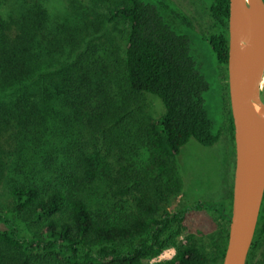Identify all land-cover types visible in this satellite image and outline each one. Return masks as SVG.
<instances>
[{"label":"trees","instance_id":"trees-1","mask_svg":"<svg viewBox=\"0 0 264 264\" xmlns=\"http://www.w3.org/2000/svg\"><path fill=\"white\" fill-rule=\"evenodd\" d=\"M200 1L229 100V0ZM49 2L0 0V264H222L232 192L228 204L160 207L180 194L181 147L218 138L181 33L190 19L163 0H119L104 14L103 0L63 12ZM146 96L161 102L158 117ZM200 210L223 221L217 259L191 234L178 240ZM259 250L264 264V194L246 264Z\"/></svg>","mask_w":264,"mask_h":264},{"label":"rangeland","instance_id":"rangeland-1","mask_svg":"<svg viewBox=\"0 0 264 264\" xmlns=\"http://www.w3.org/2000/svg\"><path fill=\"white\" fill-rule=\"evenodd\" d=\"M77 1L79 0H50L49 7L52 11L63 12L68 10L70 2L74 4ZM103 1L105 3L96 9L102 14L107 11L105 5L115 4L119 0ZM142 1L154 3L158 0ZM163 1H170L191 21V28L182 25L181 33L187 36L190 56L208 85V90L202 96L203 105L212 125V133L218 135V138L213 145L208 147L200 145L193 139L181 147L175 158L180 194L161 203L160 207L168 212H177L183 206L198 202L223 201L228 204L233 186L235 151L229 134L230 107L225 88V67L217 62L208 42L210 36L215 33L212 29V20L206 6L200 0ZM261 98L264 103V76L261 83ZM144 100L146 113L151 117L156 118L163 112L162 104L156 97L146 96ZM141 154L140 159L144 157V154ZM184 225L185 230L182 231L178 240L183 241L185 236L191 234L197 240L198 245L209 256H213L216 250L214 243L216 245L222 243L220 236L224 227L222 219L205 210L191 211ZM174 253L173 248H166L152 263L170 259ZM259 253L260 250L256 251L249 264H255Z\"/></svg>","mask_w":264,"mask_h":264},{"label":"water","instance_id":"water-1","mask_svg":"<svg viewBox=\"0 0 264 264\" xmlns=\"http://www.w3.org/2000/svg\"><path fill=\"white\" fill-rule=\"evenodd\" d=\"M254 14L240 0H229L227 85L233 122L234 174L227 243L222 264H246L264 194V129L247 111L264 107V3L252 0ZM252 50L242 62L237 44Z\"/></svg>","mask_w":264,"mask_h":264},{"label":"bare ground","instance_id":"bare-ground-1","mask_svg":"<svg viewBox=\"0 0 264 264\" xmlns=\"http://www.w3.org/2000/svg\"><path fill=\"white\" fill-rule=\"evenodd\" d=\"M240 1L243 4L246 12L250 15H253L254 14L253 1L252 0H240ZM237 52L242 62L247 60L252 54V50L250 49V47L243 43L237 44ZM247 111L262 125L264 129V107H259L254 103H249L247 106Z\"/></svg>","mask_w":264,"mask_h":264},{"label":"flooded vegetation","instance_id":"flooded-vegetation-1","mask_svg":"<svg viewBox=\"0 0 264 264\" xmlns=\"http://www.w3.org/2000/svg\"><path fill=\"white\" fill-rule=\"evenodd\" d=\"M219 248H217V250L214 252V255L212 256V258L217 259L220 255V245H218Z\"/></svg>","mask_w":264,"mask_h":264}]
</instances>
